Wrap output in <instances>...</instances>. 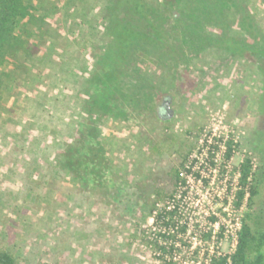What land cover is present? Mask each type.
Listing matches in <instances>:
<instances>
[{
  "label": "rangeland",
  "instance_id": "374dc122",
  "mask_svg": "<svg viewBox=\"0 0 264 264\" xmlns=\"http://www.w3.org/2000/svg\"><path fill=\"white\" fill-rule=\"evenodd\" d=\"M103 1H38L36 22L21 21L16 28L22 40H28L29 55L26 51L15 55L19 69L8 63L0 68L7 73L2 76L0 110L6 103L4 86H10L18 101L34 92L46 102L51 98L48 85L52 80L62 91V83L76 81V89L82 63L89 62L105 42L104 26L109 21L103 19ZM257 7V17L264 23V8ZM48 57L54 63L42 61ZM72 69L76 75L78 72L77 77L65 80ZM175 83L177 88H163L171 97L167 99L170 116L104 120V137L111 134L117 143L114 159L124 164L112 172L123 178L111 184L121 195H108L109 190L91 195L94 205L86 212L90 195H79L69 213L62 212V205L57 210L51 196L37 201L30 195H0V251L12 254L18 264H156L144 239L154 211L166 209L174 198L198 226H205L211 217L227 218L237 208L241 165L248 160L250 181L257 180L258 195L242 202L241 215L258 237L264 234V158L259 150L263 76L259 67L241 58L230 59L227 65L209 59ZM16 100L7 104L9 117L23 111V104L17 105ZM73 103L76 110L69 124L79 109L76 92ZM36 108L47 117L52 112ZM5 117L0 115V131L7 123ZM58 120L49 121L55 132L60 131ZM66 137H61L64 142ZM223 139L234 145L232 158L219 146ZM177 171L180 181L175 185ZM52 186L67 187L63 182ZM186 196L191 199L184 201ZM77 211L85 213V218L77 220ZM63 217L76 219L71 231L63 225ZM58 220L61 222L55 223ZM262 251L264 254V245Z\"/></svg>",
  "mask_w": 264,
  "mask_h": 264
},
{
  "label": "trees",
  "instance_id": "16d2710c",
  "mask_svg": "<svg viewBox=\"0 0 264 264\" xmlns=\"http://www.w3.org/2000/svg\"><path fill=\"white\" fill-rule=\"evenodd\" d=\"M38 1L0 0V68L8 63L19 69L15 55H29L28 40H22L16 28L21 21L36 22ZM257 6L264 8V0H104L103 19L109 21L105 42L80 67L75 89L79 109L69 125L74 136L66 137L58 169L52 172L73 176L80 195L103 194L113 181L109 150L101 141L104 120L128 122L147 115L162 119L163 102L171 98L163 88H177L175 80L209 59L227 65L241 58L259 67L263 122L258 147L264 158V23L257 17ZM42 61L54 63L52 57ZM6 74L0 72V88ZM249 162L241 165L237 208L247 194L248 201L258 195L257 180L249 181ZM179 181L177 171L173 183ZM263 245L264 234L258 237L244 222L232 264H264ZM0 264L18 263L12 254L0 251ZM212 264H227V257Z\"/></svg>",
  "mask_w": 264,
  "mask_h": 264
},
{
  "label": "crops",
  "instance_id": "0c3cea01",
  "mask_svg": "<svg viewBox=\"0 0 264 264\" xmlns=\"http://www.w3.org/2000/svg\"><path fill=\"white\" fill-rule=\"evenodd\" d=\"M70 71L65 74V80L77 77L78 72L76 75L73 69ZM52 81L56 82V80ZM52 81H50L52 85H48L50 92L47 91L51 94V98L46 102L42 101L43 96L34 92L27 94L24 99L18 101L10 92L9 85L7 88L5 86L2 88V92L5 90L4 101L6 103L1 108L0 115L6 116L7 123L4 124L3 130L0 131V195H30L31 200L37 201L51 196L56 200V205L54 206L57 210H59L57 206L62 205V212L67 210L66 213H69L71 205L76 203L81 193L79 182L66 171H52L58 169L56 160L65 148V142L61 137L64 136L65 138V135L68 137L74 136L73 132L69 131L66 133L65 131L69 128V121L76 110V105L73 103L76 81L62 83L63 91L60 90L61 87H58V89ZM60 93H63V95L59 96ZM39 96L42 98H39ZM33 99L34 101H32ZM15 100L17 105L19 103L23 104L22 114L13 112L11 117H9L7 104H9L8 102L12 104ZM65 104L66 108H64ZM38 106L46 107V109L50 108L52 112L47 110L50 116L47 117L40 110H37L36 107ZM61 112L63 113L62 116ZM51 119H59L57 127L60 131H54L49 123ZM108 131L106 132L107 134ZM104 136L105 134H102L101 141L109 150V161L113 172L114 169L119 168V165L124 166V164L121 163V160L116 161L114 159L117 143L111 138V134H109L107 139ZM112 175V182L116 180L122 182L123 178H119L114 173ZM54 182H63L67 187L65 189H60L57 186L53 187ZM111 184L108 189V195H115V191H118L119 188L114 189ZM118 184L121 186V183ZM123 185L128 188V184ZM88 195L90 197L86 201V205L84 204L85 212L87 208L94 205L91 195L99 194L92 192ZM79 205L81 204L79 203ZM82 211L84 210L82 209ZM75 216L80 221L79 218H85V213L81 214L79 211ZM52 217H54V214ZM76 219L72 221L69 217H63L61 220L63 225L65 224L67 229L71 231L73 229L72 223L74 224ZM61 220L55 221V223H59Z\"/></svg>",
  "mask_w": 264,
  "mask_h": 264
},
{
  "label": "built area",
  "instance_id": "2783aa9c",
  "mask_svg": "<svg viewBox=\"0 0 264 264\" xmlns=\"http://www.w3.org/2000/svg\"><path fill=\"white\" fill-rule=\"evenodd\" d=\"M213 134L216 135V133ZM219 146L224 153H229L231 148L229 158H232L234 145L231 144L230 147L227 140L223 139ZM191 175L193 173H190ZM187 198L191 199L186 196L183 200ZM168 203L169 206L166 209L154 211L148 225L145 226L144 239L152 253L154 263L212 264L214 260L227 257V264H232L231 257L238 248L244 224L241 215L243 205L233 210L232 214H228L227 218L215 220L211 217L208 218L205 226H198L193 216L186 213L182 205H178L174 198Z\"/></svg>",
  "mask_w": 264,
  "mask_h": 264
},
{
  "label": "flooded vegetation",
  "instance_id": "af4514ba",
  "mask_svg": "<svg viewBox=\"0 0 264 264\" xmlns=\"http://www.w3.org/2000/svg\"><path fill=\"white\" fill-rule=\"evenodd\" d=\"M163 109H164V113H163L164 117L170 116L172 114L170 101L164 100ZM118 192H119V189H118ZM115 195H121V193H116Z\"/></svg>",
  "mask_w": 264,
  "mask_h": 264
}]
</instances>
